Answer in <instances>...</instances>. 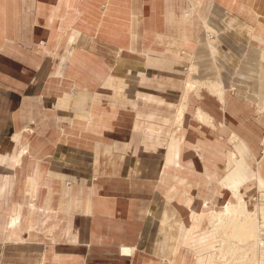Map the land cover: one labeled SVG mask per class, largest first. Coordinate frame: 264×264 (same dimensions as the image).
<instances>
[{"label": "rangeland", "instance_id": "obj_1", "mask_svg": "<svg viewBox=\"0 0 264 264\" xmlns=\"http://www.w3.org/2000/svg\"><path fill=\"white\" fill-rule=\"evenodd\" d=\"M17 2L13 0L14 8L19 6ZM214 3L221 8L219 15L199 20L208 54L204 60L218 72L222 36L233 38L245 23L252 26L257 38H264V30L257 29L264 23V15L259 14L264 10V0ZM188 11L192 15L186 19ZM192 18L198 19V15L188 3L183 19ZM242 43H238L234 77L223 80L225 95L252 107L253 113L264 112L259 106V99L264 97V44L261 48L246 46L244 51ZM44 45L43 41L21 44L30 55L51 65L55 52L44 50ZM156 52L165 54L161 48ZM122 54L119 49L108 59L111 76L107 86L101 78L105 71L99 57L90 59L91 71H80L86 77L76 86L50 78L49 71H32L22 80L26 111L23 117L21 111L16 116L21 115L25 124L0 135V264H196L199 258L202 263L247 264L253 258L264 259L262 247L251 244L247 249L231 236L235 221L226 220L229 228L219 226L217 231L208 218L210 212L223 214L228 204H238V194L235 196L222 182L226 183L228 173L239 161L237 155L229 167L233 147L239 141L231 142L230 130L222 131L221 123L213 117V125L197 118L199 107L194 100L208 97L223 103L215 89L207 88L212 81L199 78L194 54L188 55L185 81L170 127L167 105L163 104H167V93L131 95L140 83L167 89V72L166 76L160 72L157 77L141 80L139 64L118 67ZM121 76L128 78L127 84ZM123 86L130 94H119ZM118 94L120 101L114 99ZM179 108H185L182 126L175 120ZM195 123L205 126L218 140L214 144L204 142V159L194 152L195 131L199 129ZM171 141L185 151L188 165L184 169L171 167L167 177ZM22 150L25 152L18 164ZM262 156L264 146L249 161L253 169ZM205 161L207 165L202 168ZM219 167L222 171L215 172ZM250 183L240 191L245 199L240 200L253 212L255 202L264 200V192L257 186V176ZM123 246L136 247L133 255H123ZM254 247L259 248L249 251Z\"/></svg>", "mask_w": 264, "mask_h": 264}, {"label": "crops", "instance_id": "obj_2", "mask_svg": "<svg viewBox=\"0 0 264 264\" xmlns=\"http://www.w3.org/2000/svg\"><path fill=\"white\" fill-rule=\"evenodd\" d=\"M12 3L13 0H0V135L13 130L15 132L25 124L21 115L16 116V112L21 111L23 117L26 111L21 95L25 92L22 86L25 82L22 80L30 76L27 74L32 71L36 73L49 71L50 78L67 80L76 86L86 77L80 71H91L88 66L90 59L99 57L105 71L101 78L104 79L103 84L107 86L111 76L107 70L108 59L113 58L119 49L123 50V54L118 59V67L122 68L124 63L139 64L142 70L137 71L138 74L141 72L142 76L140 78L138 75L137 78L141 80L157 77L160 72L166 76L167 72V89L140 83L131 95L138 96L141 92L151 95L167 93V104H163L167 105V127H170L185 81L184 68L189 63L188 55L192 53L199 67V78L212 81L207 84V88L215 89L217 95L218 87L223 88V99L218 95L223 105L208 97H203L201 101H193V104L199 107L198 119L202 121L199 112H206L211 116L204 113L211 122H202L213 125L214 118L221 123L222 131L225 128L229 129L231 139L237 136L238 140L235 141H239L233 147L235 152L233 153L238 155L239 161L234 164V168L227 175L226 183L222 182V186L224 185L235 196L238 194L237 201H239L240 198L244 199L240 191L257 176V186L260 191H264V156L260 158L257 169H253L249 162L252 157L261 153L264 146V112L261 109L253 113L252 107L228 98L223 86L224 78L232 79L235 75L237 65L235 63L240 45L238 43L243 41L244 51L246 46H249L248 49L250 46L261 48L264 44L262 36L257 38L258 35L252 34V26L244 23L243 29L239 28L240 34H235L233 38L228 34L227 39L221 37L218 47L222 57L218 60L220 69L217 72L212 69L211 62L204 60L208 54L204 51V34L199 20L207 19L212 14L219 15L221 8L214 3V0H211V3L202 0H19L17 2L19 6L15 8ZM188 3L193 5L198 19L192 18L193 20L190 21L183 19ZM259 14L264 15V10ZM191 15L192 11L186 12V19ZM257 29L264 30V23H261L260 28ZM235 36L240 41H237ZM241 36L242 38H239ZM37 41L45 42L44 50L55 52L51 65H47L48 61L30 55L21 46L22 43ZM157 48L163 49L165 54L158 55ZM214 51L216 55L217 50ZM261 53L264 60V51L262 50ZM214 54L212 57L215 56ZM245 54L246 52L243 53V57ZM127 74L129 75V72ZM220 78L221 82L217 83L216 80ZM120 79L123 83H128L127 77L121 76ZM124 86L119 89V94L122 96L130 94ZM119 94L114 98L115 100H121ZM259 106L264 108V97L259 99ZM17 119L23 123L19 124ZM70 119L69 117L68 121ZM183 120L178 126H182ZM194 125L199 127L195 131L194 152L200 159H204L206 156L204 142L214 144L218 140L205 126L197 123ZM207 137L211 139L207 140ZM167 153V177L171 176L169 172L171 167L184 169L188 165L185 151H182L181 146H175L173 141L168 145ZM138 162L135 163L140 167ZM205 165L207 162L202 164V168ZM196 168V170L200 169L198 166ZM214 171L220 173L222 169L220 170L219 167ZM251 184L248 185V190L251 189ZM227 221H235L234 228L231 229L233 238L239 242L253 241L255 226L251 219L232 213ZM229 225L230 222H225L224 226L229 228ZM124 247L127 246L121 249L123 255H133L136 249V247H127L132 249V253L128 254L123 253ZM196 264L218 263H202L199 258Z\"/></svg>", "mask_w": 264, "mask_h": 264}, {"label": "bare ground", "instance_id": "obj_3", "mask_svg": "<svg viewBox=\"0 0 264 264\" xmlns=\"http://www.w3.org/2000/svg\"><path fill=\"white\" fill-rule=\"evenodd\" d=\"M188 15V14H187ZM189 71V70H188ZM195 83V82H194ZM193 83V85H194ZM195 86V85H194ZM197 86V85H196ZM200 88V87H199ZM218 95L223 99V88L221 87H218ZM184 112H185V108H179V111L177 113V116H176V123L177 125L181 124L182 120H183V117H184ZM199 118L202 119V121L204 122H211L210 119L208 118V116H206L204 113H201L199 112ZM198 118V117H197ZM235 140H238L237 136H234L232 137V140L231 141H235ZM25 147V146H24ZM28 150V149H27ZM29 151V150H28ZM25 151H20L18 157H17V161H18V164H20L21 162V159H22V156L24 154ZM236 156V154H234L233 152L231 153V159H233L234 157ZM230 159V160H231ZM231 166V161H230V164H229V167ZM264 192V191H263ZM262 197V196H261ZM242 199V198H240ZM260 199V198H259ZM254 201V199H253ZM241 202V203H240ZM209 204V203H208ZM255 208V207H254ZM234 213L241 216V217H245V218H249L251 219L253 222H254V230H253V234L255 235V238H256V242L251 241V242H248V243H245V244H241V242L239 243L240 246H246L245 248L248 249L247 246L251 245V244H254V246H257V245H262V248H264V224H262L261 226L259 225V223L257 222V219H258V214L257 213H253L249 210V208L247 207V203L245 201L242 202V200H239L238 201V204L237 205H232L231 203L228 204V206H226V211L223 213V214H220V213H215V212H210L209 213V220H210V223L212 224L213 227H215L218 231V228L219 226H223L225 225V222L226 220L229 218V216ZM222 232V231H221ZM263 232V233H262ZM240 248V247H239ZM243 248V247H242ZM259 248V247H258ZM257 247H254L253 249L249 248V251L252 250L253 252L257 251L258 249ZM260 248V250L263 252L262 256H264V249ZM259 250V251H260ZM128 253V254H131L132 253V249L131 248H127V247H124L123 248V253ZM223 252V251H222ZM220 254V253H219ZM246 255L249 254V252H246L245 253ZM253 254V253H252ZM235 255V254H234ZM222 257V256H221ZM259 257V255H258ZM228 261H231V260H228ZM243 261V259H242ZM261 262V264H264V259H260L259 260ZM257 259H251L249 260L248 262L250 263H258L259 262ZM244 262V261H243ZM247 262V263H248Z\"/></svg>", "mask_w": 264, "mask_h": 264}, {"label": "built area", "instance_id": "obj_4", "mask_svg": "<svg viewBox=\"0 0 264 264\" xmlns=\"http://www.w3.org/2000/svg\"><path fill=\"white\" fill-rule=\"evenodd\" d=\"M262 201H264V200H258L255 202V210L253 211V213L258 214L257 222L259 223L260 226L262 224H264V202L262 204H260ZM260 247H262V245H260Z\"/></svg>", "mask_w": 264, "mask_h": 264}]
</instances>
